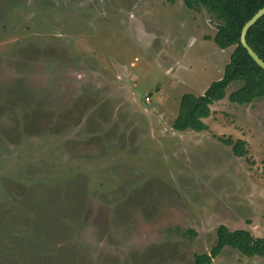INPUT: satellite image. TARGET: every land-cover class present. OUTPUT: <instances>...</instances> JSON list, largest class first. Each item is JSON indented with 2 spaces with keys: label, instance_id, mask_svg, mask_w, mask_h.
I'll return each instance as SVG.
<instances>
[{
  "label": "rangeland",
  "instance_id": "374dc122",
  "mask_svg": "<svg viewBox=\"0 0 264 264\" xmlns=\"http://www.w3.org/2000/svg\"><path fill=\"white\" fill-rule=\"evenodd\" d=\"M215 23L184 0H0V264H193L220 225L264 238V98L230 102L233 81L205 129L172 128L229 62Z\"/></svg>",
  "mask_w": 264,
  "mask_h": 264
},
{
  "label": "trees",
  "instance_id": "16d2710c",
  "mask_svg": "<svg viewBox=\"0 0 264 264\" xmlns=\"http://www.w3.org/2000/svg\"><path fill=\"white\" fill-rule=\"evenodd\" d=\"M184 4L188 8H204L216 21L213 41L219 48L234 47L219 80L212 82L203 95L186 93L180 98L172 128L176 131H201L206 127L203 119L211 114L210 105L225 97V89L231 82H242L238 89L227 96L232 103L246 104L256 98H264V70L240 43L242 27L264 6V0H184ZM245 38L247 44L264 62V15L247 31ZM216 236V243L208 253L194 255L193 264H212L213 259L226 246L248 257L264 258L263 237H255L245 229L230 230L225 225L216 229Z\"/></svg>",
  "mask_w": 264,
  "mask_h": 264
},
{
  "label": "water",
  "instance_id": "95a60500",
  "mask_svg": "<svg viewBox=\"0 0 264 264\" xmlns=\"http://www.w3.org/2000/svg\"><path fill=\"white\" fill-rule=\"evenodd\" d=\"M264 15V6L259 9L242 27L240 34V43L246 49L248 55L255 61V63L264 70V62L258 57V55L252 50V48L246 42L247 31Z\"/></svg>",
  "mask_w": 264,
  "mask_h": 264
},
{
  "label": "built area",
  "instance_id": "2783aa9c",
  "mask_svg": "<svg viewBox=\"0 0 264 264\" xmlns=\"http://www.w3.org/2000/svg\"><path fill=\"white\" fill-rule=\"evenodd\" d=\"M148 98H146V100H147Z\"/></svg>",
  "mask_w": 264,
  "mask_h": 264
}]
</instances>
